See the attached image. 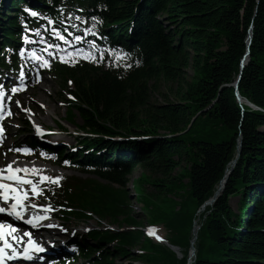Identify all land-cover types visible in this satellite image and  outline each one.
I'll return each mask as SVG.
<instances>
[{"label": "trees", "instance_id": "obj_1", "mask_svg": "<svg viewBox=\"0 0 264 264\" xmlns=\"http://www.w3.org/2000/svg\"><path fill=\"white\" fill-rule=\"evenodd\" d=\"M23 1L0 0L4 68H11L8 57L15 61L19 26L9 14L16 8V15L26 16L18 4ZM38 2L56 20L67 13L84 19L110 46L121 43L130 60L124 72L85 62L54 68L63 85L71 81L75 98L65 119L80 118V128L95 135L85 137L86 149L68 158L83 156V170L97 176L69 178L59 190L60 202L68 207L61 212L83 222L95 215L132 228L93 230L91 242L80 244L83 263L117 264V257L132 256L139 247L134 258L142 264H187L199 217L192 264H264V0ZM239 75L238 92L256 109L238 102L233 84ZM162 83L175 88V99L153 103ZM240 137L241 153L224 190L200 217L198 211L237 157ZM137 167L144 172L134 184L135 200L143 204L149 223L164 226L181 257L146 237L143 221L133 214L127 185ZM145 183L155 190L145 191ZM234 197L238 211L231 204Z\"/></svg>", "mask_w": 264, "mask_h": 264}, {"label": "rangeland", "instance_id": "obj_2", "mask_svg": "<svg viewBox=\"0 0 264 264\" xmlns=\"http://www.w3.org/2000/svg\"><path fill=\"white\" fill-rule=\"evenodd\" d=\"M37 33H38V35H41L40 32H37ZM84 39H85V37L83 39L78 38L77 41L78 42H81V41L84 42ZM82 47H85V46L83 45ZM65 48H67V47L63 46V45L60 46L61 52H60V55H59L58 58H60L62 60L67 59V58H72L75 55H80V56L88 59V58H91V57L88 56V55H90V56H92V59H95L96 61H98V63H101V62L104 61V58H105V54L104 53L101 54L99 52L95 56L93 54V51H91L90 53H87L86 51H83V50L68 52L67 51L68 49H65ZM191 75H192V70L188 69L187 70V76L189 77ZM38 79L39 80H38V84L37 85L39 86V88H37V86L35 85V88H37V89L33 90V93L31 95H29V97H27L26 100L24 99L23 96H22V98H20V95H22L23 93H21L20 95H14L13 92H12L11 95H10L11 97L14 98V103H15V105L17 104V107H19V103H17L18 101H20L23 106L20 107L17 110L18 111V115L22 116L21 121H17V119H14V118L9 120V125L11 124V129H9V125L7 124V135H6V143H5V147H6L7 151H8V149H10V143L12 142V139L13 140L15 139V141H18V142H23V141L27 140L31 136V130L33 129V126L30 125L28 127L26 124L23 123V120H25V119H27V120L33 119V117H32L33 111L30 109V107H33L34 111H39L38 113H36V115L38 117V118H35L36 123L39 122L38 124H42V122H43L44 125L46 127H48V128L55 129L57 127L56 121H62V118L65 115L66 104H65L64 98L67 97V88L63 87V85L60 83V81H59L58 77L56 76V74H54L51 71L50 72L41 73V75L38 77ZM31 86H32V82L31 81L27 85H25V87H27V88L31 87ZM174 93H175V88L172 87V85L166 84V83H162L161 85H159L158 89L153 93L152 102L160 104V103L165 102L167 97H169L171 100L172 99L174 100L175 99ZM27 94H30V92H28ZM33 101H39L43 105L42 108H40L39 105L33 106V103H34ZM244 101H246V100H244ZM244 104L246 105V102ZM76 124L81 125L82 124L81 120L77 119L76 120ZM65 127H67V130H69L70 132L78 131L75 125L66 124ZM55 131H56V129H55ZM17 132H18V134H17ZM14 134H15V137L13 136V138H12L11 136L14 135ZM77 134H82V133L78 131ZM54 138L59 139V140H61V138H62L63 141H61V142H63V145L66 144V142L74 143L73 137L70 134H68V133H62L61 135L54 136ZM51 139L54 140L53 138H51ZM220 141H222V139L216 140V142H220ZM16 144H18V143H16ZM7 151L6 152H2L0 154V156H1L0 157V161H1L0 162V169L2 167L5 168L8 165L9 161L12 162L13 159L18 160L17 158H19L18 155H17V152H15L14 156L11 155V157L6 159L5 155H6ZM33 159H32V161H34V163H37V160L35 158H33ZM18 161H21V160H18ZM26 162L28 163L29 161L26 160ZM40 165H42V164L40 163ZM40 165H39V167H41L42 169L45 166H49V167H51L53 169H57V170H54V173L52 174V176L58 177V176H61V174H62V173L58 174L59 169L54 167V165H51V164H48V165H45V166H40ZM44 169H47V173L52 171L48 167H45ZM15 172L21 173V171L19 169L15 170ZM143 172H144V170L141 167H137L135 169L133 175L129 178V183L127 185V190H128V192L130 194L131 201H132V204H133V214H134V216L136 217V219L142 220L143 223H144V226H146V225H148L150 223L147 220L146 213H145V210L143 208V204L140 203L139 201L135 200L136 194H135V187H134V184H136V180L139 177H141ZM25 174H27V173H25ZM44 174H46V173H44ZM68 174H80V172H78V170H76V169L66 170V174H64V175H68ZM27 176H32V175H27ZM42 176H44V175L43 174L36 175V177H42ZM84 176L87 177L88 175H84ZM12 180L17 181V179H12ZM33 181H35V179H33ZM26 186L27 185L23 186V195L25 194V192H27V194L29 196L30 192H28V190L26 189ZM29 187L33 188L34 191H40L38 186H31L30 185ZM154 190H155V188L152 185H150L148 183H145V191L153 192ZM37 197L38 198L41 197V194L37 193ZM28 202L35 203V200L30 198L28 200ZM231 204H232L233 209L235 211H238V207H239L238 197L232 198ZM203 210L204 209H200L197 214L200 216ZM195 222L200 224V218L197 217ZM195 222H194V224H195ZM89 223L90 224H88L87 226H84L85 229H88V228L93 227V226H100L99 228L102 229V230H104V229H106L108 227H110L112 229H116V230L118 228H122V227L126 228V227H128L127 223H125V222L121 223V226H119V224H117L118 226L115 224L114 225L115 227H112V226L108 225V224H114V223H112V221L107 220V221L99 222L98 218H96V217H94V219H91V221ZM73 224H76L75 221L70 223V225H73ZM81 227H83V226L81 225ZM131 229H129V230H131ZM156 229H157L156 231L160 235H162L163 237L167 236L166 230L163 227V225L158 224L156 226ZM75 230L77 231L78 228L74 229V231ZM154 241L155 242H159L157 239H154ZM190 244H191V242H190ZM107 245H108V247H111L112 250H114V248H113L114 245H111V244L110 245L107 244ZM194 246H195V244H194ZM179 249L181 250L180 247H179ZM191 249L192 248H189V252H190ZM138 251H139V247H136V248L133 249V253H135V254H133L132 256H123V257L120 256V257H117L115 262L117 264H142V262H141L142 260L140 261V260L134 258L135 256H137L139 254ZM189 252H188V256H189ZM181 256L182 255H180L178 257H181ZM77 264H82V263L78 262Z\"/></svg>", "mask_w": 264, "mask_h": 264}, {"label": "bare ground", "instance_id": "obj_3", "mask_svg": "<svg viewBox=\"0 0 264 264\" xmlns=\"http://www.w3.org/2000/svg\"><path fill=\"white\" fill-rule=\"evenodd\" d=\"M251 38H252V31H250V33H249V42H250V40H251ZM243 68V67H242ZM240 80V75L238 76V78L236 79V81L234 82V84H233V86H234V88H235V90H236V96L238 95V88H236V86H235V84L237 83V80ZM238 83H239V81H238ZM245 100V99H244ZM242 101H243V99L241 100V104H242ZM239 102V101H238ZM244 102H246V105H248V106H250V107H252V108H255V106L252 104V105H249V104H247L249 101H244ZM250 103V102H249ZM251 104V103H250ZM256 109V108H255ZM0 117H1V119L3 118L2 117V115H0ZM39 121V120H38ZM39 122H37L36 124H38ZM240 141H241V143H242V140H241V137L238 139V144L240 143ZM36 159V158H35ZM34 160V159H33ZM232 165H233V163L231 162L230 163V166H229V168L231 169V171H232ZM235 165H233V167H234ZM40 168V169H39ZM45 168V167H44ZM42 169L41 167H39V165L38 164H35L34 163V161H33V163H31V164H25V163H23V162H21V161H18V160H16V159H13V161L11 162V161H9L8 162V165L4 168V167H2L1 169H0V181H3V180H8L9 179V176H12V172L13 171H15V170H20L21 171V173H23L24 175H32V176H36V175H41V174H43V175H45L44 173H46V174H48L47 173V169ZM230 169H228L227 171H226V174H225V176L228 174V176H229V174L231 173H228V171H230ZM25 173H27V174H25ZM224 176V177H225ZM224 179V178H223ZM222 179V180H223ZM12 183H14V184H17V185H19L18 184V182L17 181H14V180H10ZM222 184H223V182H220V184H219V186H218V188H217V190H216V192L220 189V188H222ZM20 186V185H19ZM20 188L22 189V194H23V187H21L20 186ZM215 192V193H216ZM36 206H37V204H38V202L37 201H35V203H34ZM39 213V215H40V217L42 218V219H44V220H46V221H49V226H50V224H53V222H51L50 220H52V218H53V216H54V213L53 212H50V210H39L38 211ZM41 224H42V226L44 225V224H47V223H44L43 224V222H40ZM196 223V222H195ZM200 224L199 223H196V225H195V230L198 232L199 231V229H200ZM46 230H47V232L46 233H44V234H52L53 233V235L54 234H56L55 233V231H56V227L54 226V227H48V228H46ZM45 231V230H44ZM43 232V231H42ZM37 234H40L41 232H36ZM194 235V234H193ZM194 244H195V242H194ZM195 253H196V251H195V248H192L191 250H190V252H189V258H188V260H189V262H191L190 264H192L193 263V260H194V257H195Z\"/></svg>", "mask_w": 264, "mask_h": 264}, {"label": "water", "instance_id": "obj_4", "mask_svg": "<svg viewBox=\"0 0 264 264\" xmlns=\"http://www.w3.org/2000/svg\"><path fill=\"white\" fill-rule=\"evenodd\" d=\"M249 44H250V42H249ZM249 56H250V50H249V48H248V50H247V52H246V54H245V57H244V61H243V63H242V67H245V65L247 64V62H248V58H249ZM238 81H239V79L237 80V83L235 84V86H236V88H238ZM237 99H238V101H239V103L241 104V100H242V97H241V95L238 93V95H237ZM247 104H249V105H252V104H250L249 102L247 103ZM241 146H242V143H241V141H240V143L238 144V154H237V157L232 161V163H233V165H235L236 164V162H237V160H238V158H239V155H240V153H241ZM233 165H232V168H233ZM231 172V169H230V171H228V173H230ZM227 179H228V174L224 177V179L221 181V182H223V184H222V188H220L215 194H214V196L210 199V200H208L206 203H204V205L202 206V209H204L205 208V206H207V205H212L215 201H216V199L221 195V193H222V191L224 190V187H225V183L227 182ZM195 225L196 224H194V226H193V229H192V232H193V239L191 240V244H190V248H195L194 247V242H195V240L197 239V236H198V232L195 230ZM165 243H166V245L168 246V247H170L178 256H180V250H179V247L178 246H174V245H171V244H169L167 241H165ZM191 262H188V264H190Z\"/></svg>", "mask_w": 264, "mask_h": 264}]
</instances>
